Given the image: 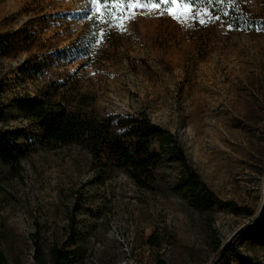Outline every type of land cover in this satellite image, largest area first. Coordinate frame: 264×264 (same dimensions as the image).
Instances as JSON below:
<instances>
[{
    "label": "rangeland",
    "instance_id": "obj_1",
    "mask_svg": "<svg viewBox=\"0 0 264 264\" xmlns=\"http://www.w3.org/2000/svg\"><path fill=\"white\" fill-rule=\"evenodd\" d=\"M246 2L261 21L252 29L192 0L134 11L0 0V131L25 153L0 163L6 264H52V245L78 247L76 264H264V0ZM36 95L86 100L115 121L144 116L174 135L186 163L154 137L155 176L143 185L78 145L47 148L13 104ZM190 175L207 202L191 195Z\"/></svg>",
    "mask_w": 264,
    "mask_h": 264
},
{
    "label": "trees",
    "instance_id": "obj_2",
    "mask_svg": "<svg viewBox=\"0 0 264 264\" xmlns=\"http://www.w3.org/2000/svg\"><path fill=\"white\" fill-rule=\"evenodd\" d=\"M192 2L203 5L233 28L252 29L261 22L253 17L246 0H192ZM149 3H160V0H150ZM13 104L42 128L45 147L53 149L62 145H78L86 149L91 161L99 162L102 167H121L132 173L143 185L150 177L152 179V176H155L158 157L151 145L154 137L166 142L170 146L167 151L183 165L186 163L182 151L176 145L174 135L167 129L151 123L144 116L134 118L117 116L115 121L113 116H102L89 109L86 100L71 105L60 100L53 101L47 95L17 98ZM7 115L6 112L0 111V120L5 119ZM24 155L23 150L16 149L11 143V136L0 131V163L17 166ZM106 171L101 168L98 170L100 174ZM185 184L188 185L191 195L200 198L201 202L203 200L207 202L210 195L204 190L200 195L193 194V184L197 183L191 175ZM79 255L78 247L59 250L52 245L49 250V260L52 264H76ZM6 263L5 255L0 248V264ZM241 264L261 263L246 258Z\"/></svg>",
    "mask_w": 264,
    "mask_h": 264
},
{
    "label": "snow or ice",
    "instance_id": "obj_3",
    "mask_svg": "<svg viewBox=\"0 0 264 264\" xmlns=\"http://www.w3.org/2000/svg\"><path fill=\"white\" fill-rule=\"evenodd\" d=\"M110 2L114 5V6H120L122 4H124L125 2L127 3L128 5V8L130 10H136L137 8H142L144 7L147 3L150 2V0H110ZM92 3H100V0H92ZM160 3H163V4H172V5H176L179 3V0H160ZM151 6L153 8H157L160 6L159 3H151ZM186 11L188 9H185ZM169 14L170 15H174L175 12L174 10H169Z\"/></svg>",
    "mask_w": 264,
    "mask_h": 264
},
{
    "label": "bare ground",
    "instance_id": "obj_4",
    "mask_svg": "<svg viewBox=\"0 0 264 264\" xmlns=\"http://www.w3.org/2000/svg\"><path fill=\"white\" fill-rule=\"evenodd\" d=\"M118 264H132V262L131 261L130 262H128V261H121Z\"/></svg>",
    "mask_w": 264,
    "mask_h": 264
}]
</instances>
